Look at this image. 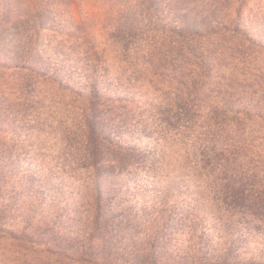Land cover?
<instances>
[{
  "label": "rangeland",
  "instance_id": "374dc122",
  "mask_svg": "<svg viewBox=\"0 0 264 264\" xmlns=\"http://www.w3.org/2000/svg\"><path fill=\"white\" fill-rule=\"evenodd\" d=\"M125 2L0 0V264H264V0Z\"/></svg>",
  "mask_w": 264,
  "mask_h": 264
},
{
  "label": "trees",
  "instance_id": "16d2710c",
  "mask_svg": "<svg viewBox=\"0 0 264 264\" xmlns=\"http://www.w3.org/2000/svg\"><path fill=\"white\" fill-rule=\"evenodd\" d=\"M153 1H156V0H129V1L126 0L125 4H122V6L123 7L129 6L130 8H134L135 7V9H138L141 6L150 5L148 3H152Z\"/></svg>",
  "mask_w": 264,
  "mask_h": 264
}]
</instances>
